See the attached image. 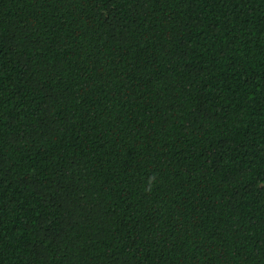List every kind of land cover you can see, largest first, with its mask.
Wrapping results in <instances>:
<instances>
[{
  "label": "trees",
  "instance_id": "1",
  "mask_svg": "<svg viewBox=\"0 0 264 264\" xmlns=\"http://www.w3.org/2000/svg\"><path fill=\"white\" fill-rule=\"evenodd\" d=\"M0 264H264V0H0Z\"/></svg>",
  "mask_w": 264,
  "mask_h": 264
}]
</instances>
